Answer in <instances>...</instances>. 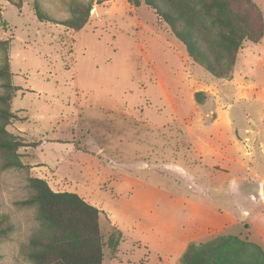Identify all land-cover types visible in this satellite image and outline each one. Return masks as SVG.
<instances>
[{"label": "rangeland", "instance_id": "rangeland-1", "mask_svg": "<svg viewBox=\"0 0 264 264\" xmlns=\"http://www.w3.org/2000/svg\"><path fill=\"white\" fill-rule=\"evenodd\" d=\"M139 1L0 0V65L15 87L7 129L28 143L18 149L24 167L0 168V213L14 225L0 264H30L23 249L38 221L15 204L29 176L99 209L102 264L181 263L206 217L225 227L196 231L195 244L260 241L264 35L215 77ZM253 2L264 18V0ZM75 3L91 5L78 30L63 24Z\"/></svg>", "mask_w": 264, "mask_h": 264}, {"label": "trees", "instance_id": "trees-1", "mask_svg": "<svg viewBox=\"0 0 264 264\" xmlns=\"http://www.w3.org/2000/svg\"><path fill=\"white\" fill-rule=\"evenodd\" d=\"M17 7L21 0H10ZM135 6L139 0H127ZM167 24L184 45L188 56L215 77H227L243 42H257L264 35V18L253 0H142ZM71 17L63 24L80 29L91 5L75 3ZM41 11L37 15L42 17ZM1 20V14H0ZM0 50L6 41L0 38ZM7 60L0 65V168H22L18 149L27 146L7 126L15 117L11 111L14 86ZM28 194L16 201L34 209L38 228L24 246L30 264H102L103 242L99 209L75 192L55 191L45 179L29 176ZM13 223L0 213V241L10 237ZM181 264H264V249L258 243L233 234L190 243Z\"/></svg>", "mask_w": 264, "mask_h": 264}, {"label": "crops", "instance_id": "crops-1", "mask_svg": "<svg viewBox=\"0 0 264 264\" xmlns=\"http://www.w3.org/2000/svg\"><path fill=\"white\" fill-rule=\"evenodd\" d=\"M216 222H217V219H215L214 217L213 218L206 217V218L197 219L195 221L196 225L194 226L195 231L192 234H190L188 236L187 240L183 243L185 250L190 243H197V241L202 239L200 236L197 235L196 231L200 230V232H205L204 235H207V232H208L210 227L222 228L225 225V224H223V221L218 220V222L217 223ZM229 224L230 223H227L226 225H229ZM259 238H260V241H258L256 243L261 245L262 248L264 249V232H262V234L259 235ZM176 264H181V263L178 260Z\"/></svg>", "mask_w": 264, "mask_h": 264}]
</instances>
